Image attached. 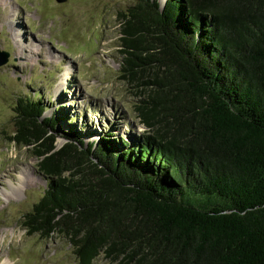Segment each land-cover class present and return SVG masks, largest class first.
Masks as SVG:
<instances>
[{
  "label": "trees",
  "instance_id": "trees-1",
  "mask_svg": "<svg viewBox=\"0 0 264 264\" xmlns=\"http://www.w3.org/2000/svg\"><path fill=\"white\" fill-rule=\"evenodd\" d=\"M141 137L84 142L17 99L47 187L22 228L79 264H264V0H137L119 15ZM151 72V73H149Z\"/></svg>",
  "mask_w": 264,
  "mask_h": 264
},
{
  "label": "rangeland",
  "instance_id": "rangeland-1",
  "mask_svg": "<svg viewBox=\"0 0 264 264\" xmlns=\"http://www.w3.org/2000/svg\"><path fill=\"white\" fill-rule=\"evenodd\" d=\"M158 1L163 6L164 0ZM136 2L0 3V52L9 55L0 67V264H79L63 235L44 239L22 228L47 180L34 150L10 141L16 129L14 106L21 98L45 105L43 117L58 120L57 148L70 128L86 144L109 135L128 144L141 137L146 129L134 109L141 88L121 77L119 53V15ZM91 264L116 263L100 253Z\"/></svg>",
  "mask_w": 264,
  "mask_h": 264
},
{
  "label": "water",
  "instance_id": "water-1",
  "mask_svg": "<svg viewBox=\"0 0 264 264\" xmlns=\"http://www.w3.org/2000/svg\"><path fill=\"white\" fill-rule=\"evenodd\" d=\"M65 1L66 0H56V2H58V3H63ZM8 56H9L8 53H6V52H0V67L7 62Z\"/></svg>",
  "mask_w": 264,
  "mask_h": 264
},
{
  "label": "bare ground",
  "instance_id": "bare-ground-1",
  "mask_svg": "<svg viewBox=\"0 0 264 264\" xmlns=\"http://www.w3.org/2000/svg\"><path fill=\"white\" fill-rule=\"evenodd\" d=\"M8 1V0H7ZM7 1L5 0H0V3H3L4 5L7 4ZM16 24V22H15ZM11 28V27H10ZM11 31H13V35L15 36L16 39H18L20 37V34L17 32V28L14 27L13 29H11ZM18 41V40H17Z\"/></svg>",
  "mask_w": 264,
  "mask_h": 264
}]
</instances>
